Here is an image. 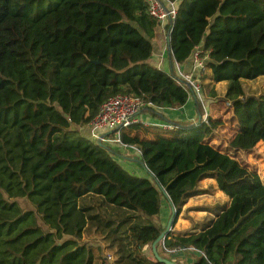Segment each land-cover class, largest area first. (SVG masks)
<instances>
[{
	"label": "trees",
	"instance_id": "trees-1",
	"mask_svg": "<svg viewBox=\"0 0 264 264\" xmlns=\"http://www.w3.org/2000/svg\"><path fill=\"white\" fill-rule=\"evenodd\" d=\"M13 1L0 0V264H92L89 250L77 257L88 221L101 217L94 207L156 216L164 198L179 215L210 177L229 204L201 230L170 231L158 253L167 258L165 247H180L200 253L191 264H264V182L206 140L219 121L155 139L124 134L140 148L136 161L147 175L127 170L119 149L85 131L118 93L183 106L190 92L173 65L201 45L214 81H227L223 98L239 126L231 148L254 149L264 141V92L246 94L242 79L264 75V0H177L171 32L166 24L170 71L149 61L157 21L144 0H57L34 16ZM16 197L32 208L9 201ZM164 230L132 220L128 229L141 249ZM126 262L166 264L157 257Z\"/></svg>",
	"mask_w": 264,
	"mask_h": 264
},
{
	"label": "rangeland",
	"instance_id": "rangeland-1",
	"mask_svg": "<svg viewBox=\"0 0 264 264\" xmlns=\"http://www.w3.org/2000/svg\"><path fill=\"white\" fill-rule=\"evenodd\" d=\"M55 1L57 0H43L42 5L40 6L38 4V0H34L33 3H30L28 0H14L13 5L15 8H20L23 11L29 12L34 16L41 12L43 8H48ZM244 85L248 94L262 93L264 92V77L249 81L246 80ZM203 90L204 92H208L210 88L203 87ZM223 95L224 94H222V92L220 91V96L216 98V102L211 103V101L205 100V105L210 111L211 117L214 118V116H217L216 120L220 119V121H222L221 119H224V115H226L229 110L226 105V100L223 98ZM225 123H227L226 126H223L221 128L219 127V130L215 132L218 138H221V135H223L224 133L233 130V127L231 126V118L226 116L225 121H222L221 124ZM211 142L217 145L220 144L216 140H212ZM225 144L228 145L227 148L223 145H219V147H221L222 149H228L230 142H225ZM108 145L114 149H119L121 153L123 152V150L121 148H118L116 144L110 143ZM126 151H131L130 157H134L135 159L138 158V155L135 151ZM237 157L243 165L247 166L250 170L257 172L264 182V145L257 146L255 147V149L249 152L242 151L237 154ZM118 159L127 170H132L136 174L143 173L144 175H147L145 168L139 162L132 163V161L120 156H118ZM129 165L132 169L128 167ZM199 189L200 191L196 195H205H195L193 196L194 204L192 206H183L182 212L178 215L177 219H175L172 225L171 231L173 234L177 235L179 233L203 229L213 219L211 216L207 215L208 212H211L213 213V215L217 216V214L230 202L227 196L219 191L218 186H216L215 183V178L210 177L206 179L204 183L201 182L199 185ZM191 198L192 197H189L187 202ZM7 199L9 200V198ZM9 201H17L26 208H32L30 202L25 198L16 197L10 199ZM95 210L100 213L101 217L99 216L98 219H91L90 221H88V226L84 230L83 237L79 239L80 245H85L86 247L80 249L77 258H80L84 252L88 254L89 250L93 254L92 264H128L126 261H128L130 258H145L146 256L151 257L152 260L155 261V255L153 254L151 244L147 245V248L142 251V249L137 245L135 246L128 229L131 220L132 222L138 224H163L166 228L169 219L172 217V210L171 206L170 208L168 207L164 198L162 199V210L156 216H148L140 211L133 212L127 208L110 203H104L103 205L94 207L92 209V211ZM200 211H206V213H202ZM128 213H130V215L135 214L137 216L134 217V219H129L127 217ZM69 238L73 237L65 235L63 240L65 241ZM70 247L71 246H69V248ZM163 254L164 256H167V258H171V260L173 261L179 260V264H190L186 258L181 257L182 253H180V255H171L166 252ZM184 254L185 257H189L191 255L196 258L199 256L198 251L195 250H191V252H184ZM108 255H112L113 258L108 259ZM142 260L144 261V259ZM155 264L161 263L155 262Z\"/></svg>",
	"mask_w": 264,
	"mask_h": 264
},
{
	"label": "built area",
	"instance_id": "built-area-1",
	"mask_svg": "<svg viewBox=\"0 0 264 264\" xmlns=\"http://www.w3.org/2000/svg\"><path fill=\"white\" fill-rule=\"evenodd\" d=\"M144 1L147 3L149 15L155 18L157 25L165 26V24L170 22L171 26L169 32H171L173 23L178 14L177 0ZM209 52L210 51L204 52L201 45L197 46L193 51V64L195 68L199 70L200 74H204L208 68L207 60L209 58ZM175 68L180 83L183 84L190 93H194L196 98L200 100L203 105L204 113L201 115L200 123L208 122L211 113L205 105L206 102L200 78L196 77L192 72L184 71L177 61H175ZM226 105L229 109L232 108L231 101H227ZM155 106L156 105L152 101H148L144 97L133 94L118 93L109 96L100 106L98 113L87 125L89 129L88 136L96 142L100 140L106 145L113 143L116 144L118 148L129 151L132 150L138 155H141V150L137 144L125 142L123 140V135L128 133L136 125L143 124L154 128L159 131L160 136H173L175 133L191 127L186 124L172 121L151 122L140 118L139 114L143 110ZM192 124V126L199 125L196 121ZM206 140L212 144V140H210L209 137L206 138ZM225 146L226 148L228 147V145ZM221 151L228 153L238 160L237 154L243 150L231 148L229 145L228 149L223 148ZM165 249L167 253L177 254L178 252L180 253L181 249L184 250L185 248L177 247L169 249L165 247ZM107 258L112 259L113 256L108 255Z\"/></svg>",
	"mask_w": 264,
	"mask_h": 264
},
{
	"label": "crops",
	"instance_id": "crops-1",
	"mask_svg": "<svg viewBox=\"0 0 264 264\" xmlns=\"http://www.w3.org/2000/svg\"><path fill=\"white\" fill-rule=\"evenodd\" d=\"M152 43H153V52H152V56L150 57V60H149L150 63L152 65L158 67V68L165 70V71H170L172 64H171V60L169 57V41H168L166 24H165V26H159L156 24L155 38L152 40ZM173 66H174V69L176 71L175 63ZM180 66L184 71L192 72L196 77L200 78L202 87L210 88V90H208V92L206 90H205L206 92H204V90H203L205 100L211 101V103L216 102V98L220 96V91L222 92V94H225L226 89H227V81L215 82L213 79V71L208 65H207L208 68L205 71V73L200 74L199 70L197 68H195V66L193 64V56H192V57L188 58L185 62L180 63ZM262 77H264V75H261L258 78H262ZM246 80L249 81V80H253V79H242V84H243L244 90H245L246 94H248V92L246 91L245 85H244ZM213 91L216 92V95H214L212 93ZM197 101H198V99L196 98L194 93L191 92L188 101L181 107L170 108V107H157V106H155L152 108H146L145 110H143L139 114V116L142 120H145V121H151V122L172 121L175 123H181V124L188 125V124H191V123H194L195 121H197L198 118L201 116V114L199 113V110H198ZM224 116L225 117L228 116L229 118H231V126L233 127V130L228 131V132L226 131L227 133H224L223 135H221V138H218V136H216L215 132L217 130H219V127L221 128L223 126H226L227 123L221 124L222 121L223 122L225 121V117H224V119H221L222 121H220V119L216 120L217 116L216 117L214 116L213 120L219 121L220 124L218 126V129H215L214 132L209 136L210 140H216L220 143L219 145H223V146L227 145V144H225V142H231L232 139L235 137V135L239 132V126H238V124L234 118L233 110L229 109L228 113ZM226 130H228V129H226ZM85 131L88 134V131H89L88 127H86ZM126 134L129 136H139L141 139H155L156 137H158L160 135L159 131H157L156 129L145 126L143 124L136 125L134 128H132ZM211 145H214L215 147H217L220 150L222 149L221 147H219V145H217L215 143H212ZM261 145H264V141H260L256 145V147L261 146ZM251 150H253V149H251ZM251 150H243V151L249 152ZM130 152L123 150V152H122L123 156H121V157L132 161V163L137 162L134 157H130ZM137 157H140V155H138ZM128 167L131 168L130 165ZM130 171L133 172L132 170H130ZM139 175H144V174L142 173ZM206 179H208V178H206ZM206 179H204L202 181V183H204L206 181ZM215 183H216V180H215ZM216 186H217V183H216ZM203 195H205V194H200V195H196V196H203ZM193 200L194 199L192 197L185 204V207L192 206L194 204ZM228 200H229V198H228ZM195 202H197V201H195ZM200 212L206 213V211H200ZM207 215L211 216L213 219L216 218V216L213 215V213H211V212H208ZM146 248H147V245L145 247H143L142 251L145 250ZM184 252H188V251L180 252V253H182L181 257L186 258L190 264L193 263L195 261V258L191 255L189 257H185ZM198 254H200V253L198 252ZM146 257H148V256H146ZM148 258L150 260H152L151 257H148Z\"/></svg>",
	"mask_w": 264,
	"mask_h": 264
},
{
	"label": "water",
	"instance_id": "water-1",
	"mask_svg": "<svg viewBox=\"0 0 264 264\" xmlns=\"http://www.w3.org/2000/svg\"><path fill=\"white\" fill-rule=\"evenodd\" d=\"M99 62V61H98ZM201 120V116L198 118V120L196 121L197 123H200ZM97 144L101 145V146H107L106 144H104L102 141L97 140ZM171 210H172V217L169 219L167 226L165 228V230L160 234V236L152 243V251L153 254L155 255V257H157V259H159V261H162L166 264H179L176 261H173L169 258L166 257H162L157 250V244L161 241H163L165 239V237L167 236V234L172 230V225L175 221V219H177L178 217V213L177 210L175 208L174 205L171 206Z\"/></svg>",
	"mask_w": 264,
	"mask_h": 264
}]
</instances>
